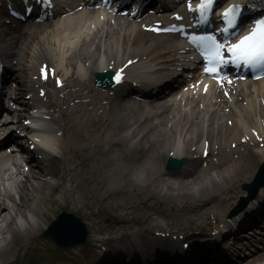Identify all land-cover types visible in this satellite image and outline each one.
Here are the masks:
<instances>
[{"label":"bare ground","instance_id":"1","mask_svg":"<svg viewBox=\"0 0 264 264\" xmlns=\"http://www.w3.org/2000/svg\"><path fill=\"white\" fill-rule=\"evenodd\" d=\"M76 28L81 27V23H76ZM104 26H101L100 28H103ZM82 28V27H81ZM77 31L80 29H76ZM69 33H64L63 30H56L50 32V36L48 37L47 44L49 47L43 46L38 43L31 42V38L33 36L38 37L40 34H46L44 39H47L48 32H42L41 30H32L30 28L24 29V30H17V37H12L11 40H13L14 46H10V48H1L2 51L7 53V55H12L13 59L17 63H21L23 70L26 72L30 70V67L32 66L35 59H42L47 60V58H52L48 62H53V60H56L58 62L59 66H62V64L68 65L70 67L66 68H74L77 66L79 68L85 67L86 75H82L80 78H72L68 82V87L70 88L69 93L65 94V98L57 103L55 105L56 108L59 110H62L64 106L66 107L65 113L71 114L74 110L76 111L79 109V112L77 113L76 119H75V131L71 130V134H77V143L75 148L72 149V146L70 142H67L64 144V147L61 149L62 156L60 158V162L63 164L64 172L67 176V179H64V185L60 188L62 191H66L69 194V197L71 201L73 202V205L76 207H80L81 205L87 206L88 208L91 207L96 201L94 200L95 197H100L101 201L103 200V196L105 198H113L117 194L120 195H129V194H135L139 192L141 187H144L148 184V181L150 180V175H148V172L145 171L144 181L137 184V181L130 178H121V177H114V181H118L120 184H117L112 181L111 174L109 171L117 172L118 170L121 171V169H118L116 165H111L110 167H102L99 166L98 161L95 157V154H98L100 156L104 153L109 152L112 147L106 146L103 150H99L96 152L93 150V148L90 146L92 145L90 142V145L85 143L84 141V130L85 127H80V124L84 121V117H86V109L91 106L95 107L97 104L96 100L102 96L103 94L99 91L92 92L91 89L88 86V80L90 78V75L92 73L91 70L95 69L96 66L102 65L104 61H117L123 60L124 58L134 55L137 56V53H144L147 52L149 54L154 53L155 49L153 48V45H150L151 40L149 39V36L144 35L141 31L135 29L134 27L130 25H119V28L112 29L107 28L105 31H99L97 34H95L94 38L91 43H82L79 46H76V48L72 51H69L66 55L65 52H62L59 50L60 47H66L69 45L72 40L70 38V34H73L72 30H68ZM75 31V30H74ZM5 33L4 26H2L0 22V35L3 36ZM154 46H157L159 48V51L161 53L170 52L173 51L175 48L174 43L169 42H161L159 38L156 39ZM73 44H78L76 42H73ZM35 58V59H34ZM29 59V60H28ZM25 60H28L25 62ZM38 60V62L40 61ZM33 61V62H32ZM28 64H25V63ZM120 64V63H119ZM75 65V66H73ZM81 73V72H79ZM19 77V76H18ZM21 80L18 81V78L16 79V82L20 83V88L23 86H27V80L22 79V75L20 76ZM19 78V79H20ZM91 79V78H90ZM251 93L248 94V89L241 90V95L245 97V100L248 101V103H251V111L252 113H257L259 110V113H262L264 115V110L261 106V102L259 100V93L257 92V89L250 90ZM85 94L83 99L89 98V101L84 103H74L72 106L69 107V103L73 102L74 100L78 99L79 94ZM32 104V101H31ZM30 104V105H31ZM239 103L235 102L232 106L233 110L237 111L239 107ZM31 109H37V105L30 106ZM231 108V109H232ZM256 109V111H255ZM192 111H195V108L192 109ZM196 112V111H195ZM203 114H206L205 111H203ZM217 114V113H216ZM211 118V115H210ZM180 117L177 118V120L174 118L170 121V129L166 126V128L161 132L162 137L159 141L153 140L149 148V154L153 160V172L158 173L160 172V167L157 166L162 165L167 157L168 149L166 150V153L164 156H160L159 152L164 147H175L176 151H173V155L176 157L183 156L184 151H178L177 147L180 143L183 142V144H186L188 142L198 140L199 135H194L191 132V127L194 124V118L191 117L188 119V121L184 118V122L187 121L189 123V127L187 128L185 133H182V130L179 129V122ZM56 123H58V120H54ZM113 124L115 128L119 127V121L113 120ZM186 124V123H185ZM70 124H63L64 129H67ZM242 129V125L236 126L234 129ZM233 129V130H234ZM232 130H222V136H233L229 135L228 132ZM175 135H178V140H173V137ZM150 138L149 136H145L142 138V140H148ZM226 140V139H222ZM220 138V141H222ZM161 144V145H160ZM160 145V147H158ZM260 145V144H259ZM158 147V148H157ZM82 151V156H78L77 151ZM175 150V149H174ZM135 152L134 147H127L122 150V153L124 155H131ZM256 157L258 161H262L264 159V144L262 148H258ZM108 159L111 160L112 156H108ZM160 160V161H159ZM257 161V163H258ZM48 163H52V161H49ZM156 168H158L156 170ZM255 166L250 169L251 172ZM244 167L231 171L230 175L236 174L238 175V179H241V175L243 172ZM107 170V171H105ZM255 170V169H254ZM252 171V173L254 172ZM35 175V181L27 182V183H21L18 185V193H19V201L15 202L13 199L12 204L10 207H7L6 205L0 203V238H4L5 234H9L10 239L7 241L5 245L0 247V263H4L9 254L13 252L16 248H20L23 246L28 240H30V237L32 235V232L34 230L33 224H29L30 217L37 218L39 220L41 218V213L43 209H45L46 204L50 203L49 197L51 198L54 196L56 192L55 187L52 186L49 182H43L38 181L37 176L39 177H45L49 175V168L47 165H44L43 163H39L35 166V169L32 172ZM230 175L224 174L221 170L219 172V175L216 179H211L207 177H203L202 181L201 179L197 178L198 181H191L189 182L188 186L187 183H183L181 186L183 188L177 189V192L182 195V199L186 198L185 201L189 198V193L191 191H194L197 189L198 186L203 188V191H206L207 189H213L217 190L215 191L216 194L219 192L217 188V181L223 180V178H228ZM201 181V182H199ZM222 184V183H221ZM126 185H130L131 189H127ZM224 185V184H222ZM187 186V187H186ZM221 186V185H220ZM229 190L228 188L226 189ZM102 191V194H101ZM202 193V192H201ZM89 197L91 199L89 200ZM123 197V196H122ZM231 198L233 196H230ZM229 197V198H230ZM139 198H137L138 200ZM227 201L228 199H224ZM127 201V199H125ZM84 202V203H83ZM122 202L120 200H114L112 203H108L109 206H114L115 204H121ZM141 203H144V201ZM210 202H201L202 206H209ZM200 207V204H198L193 211H196L197 208ZM116 209V207L114 206ZM29 220V221H28ZM133 221H136L135 218L132 219ZM196 220L195 217H183V220L177 221L180 223H186V224H192ZM122 223L126 222V219H123L121 221ZM24 224L26 223V228L22 229L19 227H16L15 225L18 224ZM1 224H4L3 226ZM200 237V236H198ZM198 239V238H195ZM17 249V250H18ZM118 252L120 251V248L116 249ZM119 259V254L116 256Z\"/></svg>","mask_w":264,"mask_h":264},{"label":"snow or ice","instance_id":"2","mask_svg":"<svg viewBox=\"0 0 264 264\" xmlns=\"http://www.w3.org/2000/svg\"><path fill=\"white\" fill-rule=\"evenodd\" d=\"M41 2L50 4L51 0H41ZM218 3L219 0H199V3L193 8L191 0H189L188 9L198 13L199 21L206 24L209 22L214 6ZM244 7L250 6L246 5ZM241 15L242 6L240 4H231L224 9L222 18L226 26L220 29L225 34L223 40L218 39L214 34L192 35L190 37L191 43L200 49L206 61L204 72L211 74L221 83H223L221 72L230 65L238 70H248L257 79L264 76V17L255 19L251 28L245 34L240 35L238 19ZM177 19H182V17L177 16ZM129 63H132V61H129ZM122 71L123 69L115 75L117 82L121 80ZM41 72L45 74L47 79V66L42 68ZM228 83H231V80H228ZM205 91H207V85H205Z\"/></svg>","mask_w":264,"mask_h":264}]
</instances>
